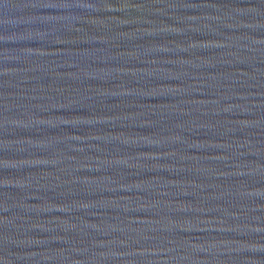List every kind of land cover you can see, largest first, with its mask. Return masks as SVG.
<instances>
[{"label": "water", "instance_id": "1", "mask_svg": "<svg viewBox=\"0 0 264 264\" xmlns=\"http://www.w3.org/2000/svg\"><path fill=\"white\" fill-rule=\"evenodd\" d=\"M0 264H264V0H0Z\"/></svg>", "mask_w": 264, "mask_h": 264}]
</instances>
